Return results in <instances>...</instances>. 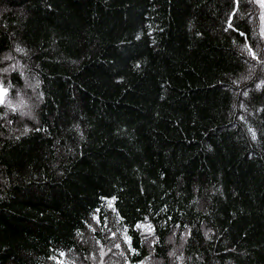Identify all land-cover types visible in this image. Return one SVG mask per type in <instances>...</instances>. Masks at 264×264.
Returning <instances> with one entry per match:
<instances>
[{"label": "trees", "instance_id": "obj_1", "mask_svg": "<svg viewBox=\"0 0 264 264\" xmlns=\"http://www.w3.org/2000/svg\"><path fill=\"white\" fill-rule=\"evenodd\" d=\"M261 14L0 0V264H264Z\"/></svg>", "mask_w": 264, "mask_h": 264}, {"label": "rangeland", "instance_id": "obj_2", "mask_svg": "<svg viewBox=\"0 0 264 264\" xmlns=\"http://www.w3.org/2000/svg\"><path fill=\"white\" fill-rule=\"evenodd\" d=\"M261 10H262L261 32H262V35L264 37V7H261ZM31 80H32V78L30 76L24 77V81L27 83V86H29V84H31L34 81V80H32V82H30ZM23 97H25L24 92H19L18 93V101H19L20 105L18 106V108L15 111L18 112L19 114H21V116H26V117L32 118L34 115V111H35V104L33 103L32 100H29V102H28L29 104L24 103L22 101ZM12 111L14 112V110H12Z\"/></svg>", "mask_w": 264, "mask_h": 264}, {"label": "snow or ice", "instance_id": "obj_3", "mask_svg": "<svg viewBox=\"0 0 264 264\" xmlns=\"http://www.w3.org/2000/svg\"><path fill=\"white\" fill-rule=\"evenodd\" d=\"M257 2L260 4L261 7H264V0H257ZM250 55L253 56V58H256V54L254 52L251 51V49L249 48L248 49ZM7 94V90L6 89H2L0 88V103H3L4 100H3V97ZM253 138H255V134L253 133ZM114 199V198H113ZM109 206L111 207L112 206V202L110 201L109 202ZM140 227V226H138ZM149 230H151V226H146ZM129 242H130V239H129ZM117 247H119V245H117ZM61 255H64L63 253H61ZM103 255V253H102Z\"/></svg>", "mask_w": 264, "mask_h": 264}]
</instances>
